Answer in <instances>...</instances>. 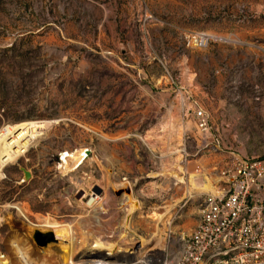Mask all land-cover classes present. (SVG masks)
<instances>
[{
	"label": "rangeland",
	"instance_id": "374dc122",
	"mask_svg": "<svg viewBox=\"0 0 264 264\" xmlns=\"http://www.w3.org/2000/svg\"><path fill=\"white\" fill-rule=\"evenodd\" d=\"M29 121L46 125L2 168L0 252L9 260L12 228L27 236L30 225L69 227L72 243L90 230L98 238L86 244L130 231L124 245L137 251L146 239L155 250L143 261L161 264L197 225L208 193L189 195L194 183L264 156V0H0V131ZM168 205L157 246L149 215ZM85 248L68 264H84Z\"/></svg>",
	"mask_w": 264,
	"mask_h": 264
},
{
	"label": "built area",
	"instance_id": "2783aa9c",
	"mask_svg": "<svg viewBox=\"0 0 264 264\" xmlns=\"http://www.w3.org/2000/svg\"><path fill=\"white\" fill-rule=\"evenodd\" d=\"M194 118L208 129L206 110H195ZM221 181L217 194L205 195L195 228L161 264H264V156L234 159ZM106 253L95 263L124 264Z\"/></svg>",
	"mask_w": 264,
	"mask_h": 264
},
{
	"label": "bare ground",
	"instance_id": "6f19581e",
	"mask_svg": "<svg viewBox=\"0 0 264 264\" xmlns=\"http://www.w3.org/2000/svg\"><path fill=\"white\" fill-rule=\"evenodd\" d=\"M45 125H46L45 122H42V121H29V122H25V123H21L17 125L7 126L2 131H0V176L2 175V168L4 166L17 162V160L30 149L34 140L41 134L40 130L44 129ZM86 156H87L86 149L80 151L79 153L74 154L73 159H72L73 164L68 165L65 162L64 170L65 171L74 170ZM177 166L180 170H182L181 166L178 165V163H177ZM174 177H176L178 181L180 182L184 181V179L181 176H179L177 172L174 173ZM220 180L221 179H214L211 182L208 178H204L202 181L195 182L193 187L188 190V194L192 195V193L194 192H201V193L204 192V193H208L211 195L217 194L219 192L217 183H219ZM111 185L116 186V184L115 185L111 184ZM130 198L132 200L131 195H130ZM126 201H127V198L126 200L124 198L123 205L125 207H126ZM95 202H96V199L91 198L87 204L91 206ZM134 202L135 201L132 200V203L128 205L126 209L127 211L126 220H128L127 222L131 221L133 214L137 212V209L133 207ZM174 206L175 205L166 206L163 212H158L159 210L155 208L151 211V214L149 215L150 219L155 223V224H152L153 229H154L152 234H153L154 240L156 241L157 246L161 245V243L163 242V235H164V229H165V228H160L159 225L160 223H163V226H166L167 224H169V221H170L169 214L171 212L172 207ZM4 219L9 224L11 223L12 218L10 214L5 215ZM128 227L129 226L127 225L125 227V230ZM27 229H28V235L22 236L20 232L18 233L17 230L12 228V233L9 239V248H10L11 255H8L9 257V260H8L7 255L0 252V264H68V262L70 261L71 255H72V251L75 248V245L76 244L78 245L81 243L83 245H86V248L83 249L82 251L80 263L96 264L95 261H98L100 258H102V256H98L97 254H99L100 251L105 250L107 251L106 253L107 255H113L111 256V258L115 256L116 260L114 261L116 262H122L124 264H150L149 262H151V260H149L147 263L146 261H143V258L145 256L144 254L155 248V247L153 248L148 247L149 241H147L146 239L142 237H137V235L133 233L134 234L133 236L139 239L140 249H138L137 251L131 250L132 249L131 247L124 245L125 244L124 237L130 231L129 232L126 231V234H123L121 239L119 240L116 239L117 241L115 240L113 242H111V240L105 241V238L101 237L99 239H92L91 241L93 242L90 243L89 242L90 238H88V236L93 238L95 237V235H93V233H91L89 230V231H85L84 237L83 239H81L80 242L72 243L71 241L72 240L74 241V237L71 234L72 230L70 231L69 227H63L62 229H56V228H48V227L41 226V225L39 227L30 225L27 227ZM129 230H131V228ZM39 234L47 235L49 236V238H52L54 241L49 242L47 245H45L47 243L46 242L44 244L45 247H41L42 246L41 245L39 246V248H35L34 247L35 245L33 246L32 244L31 238L35 239ZM86 235H88L87 236L88 240H86L87 244L85 242ZM66 238L68 242L70 240L71 241L67 244H64L63 241ZM95 238H98V237H95ZM54 242H58L59 244H62L61 250L63 254L61 256L64 259L63 262L59 261L58 254L52 247V244ZM154 252L159 255L161 254L159 250L154 251ZM149 259H155V258L150 256Z\"/></svg>",
	"mask_w": 264,
	"mask_h": 264
},
{
	"label": "water",
	"instance_id": "95a60500",
	"mask_svg": "<svg viewBox=\"0 0 264 264\" xmlns=\"http://www.w3.org/2000/svg\"><path fill=\"white\" fill-rule=\"evenodd\" d=\"M90 153V151L89 150H87V155ZM20 170L23 172V174H24V177H23V179H24V181H28V180H30L31 179V173L27 170V169H25L24 167H20ZM48 239H49V236H47V235H43V234H39L37 237H36V243H37V246H41V245H44L47 241H48ZM137 247H139V246H137Z\"/></svg>",
	"mask_w": 264,
	"mask_h": 264
},
{
	"label": "crops",
	"instance_id": "0c3cea01",
	"mask_svg": "<svg viewBox=\"0 0 264 264\" xmlns=\"http://www.w3.org/2000/svg\"><path fill=\"white\" fill-rule=\"evenodd\" d=\"M108 184H113V185H115V184H114V181H112V180H110Z\"/></svg>",
	"mask_w": 264,
	"mask_h": 264
}]
</instances>
